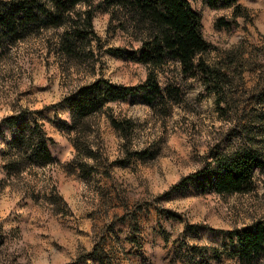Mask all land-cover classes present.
<instances>
[{
	"label": "rangeland",
	"instance_id": "obj_1",
	"mask_svg": "<svg viewBox=\"0 0 264 264\" xmlns=\"http://www.w3.org/2000/svg\"><path fill=\"white\" fill-rule=\"evenodd\" d=\"M188 1L211 46L204 58L228 67V79L208 91L177 63L164 66L158 81L179 87L182 99L155 108L133 95L107 102L81 132L91 156L75 148L63 101L98 80L144 84L150 69L129 53L145 35L96 8L87 37L69 51L65 26L0 50V264H242L231 235L264 217V170L247 193L221 195L201 188L204 179L171 189L244 149L264 160V0H238V15ZM10 116L43 126L54 163L7 173Z\"/></svg>",
	"mask_w": 264,
	"mask_h": 264
},
{
	"label": "trees",
	"instance_id": "obj_2",
	"mask_svg": "<svg viewBox=\"0 0 264 264\" xmlns=\"http://www.w3.org/2000/svg\"><path fill=\"white\" fill-rule=\"evenodd\" d=\"M211 7H234L236 15L241 12L238 0H205ZM85 5L83 11L76 8ZM96 8L111 13L121 27H132L145 35L139 52L129 53L150 69L146 82L139 86L119 85L98 80L80 87L64 99L70 110L67 126L75 131L74 146L78 151L93 155L82 142L81 132L88 126V119L100 111L109 101L125 99L130 95L139 97L154 107L159 100L174 99L179 102L183 92L173 84L162 86L157 70L170 63H177L185 78H195L208 91L228 79V67L221 63L210 65L204 54L210 49L201 34L202 15L195 11L188 0H101L94 6L93 0H0V50L35 36L44 30L66 27L62 46L69 51L73 44L82 42L93 26ZM218 26L233 27V21L217 20ZM115 55L123 50L112 48ZM264 97V91H263ZM4 123L15 132L5 153L9 160L8 174L18 173L31 167H45L56 161L51 147L54 140L47 135L37 121L19 120L10 116ZM81 165V164H80ZM264 170V160L257 150L244 149L232 155L218 158L214 169L204 167L187 176L172 187L171 191L184 187L187 182L204 179L203 189L221 195L247 193L254 189L257 171ZM237 240L236 255L242 264H260L264 259V217L242 230L234 231Z\"/></svg>",
	"mask_w": 264,
	"mask_h": 264
}]
</instances>
